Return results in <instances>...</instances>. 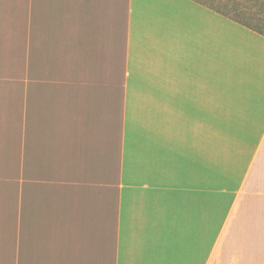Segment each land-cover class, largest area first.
Segmentation results:
<instances>
[{"label":"crops","instance_id":"obj_1","mask_svg":"<svg viewBox=\"0 0 264 264\" xmlns=\"http://www.w3.org/2000/svg\"><path fill=\"white\" fill-rule=\"evenodd\" d=\"M0 264H264V37L196 0H0Z\"/></svg>","mask_w":264,"mask_h":264},{"label":"trees","instance_id":"obj_2","mask_svg":"<svg viewBox=\"0 0 264 264\" xmlns=\"http://www.w3.org/2000/svg\"><path fill=\"white\" fill-rule=\"evenodd\" d=\"M196 1L264 37V0H225L229 2L222 6L203 0ZM252 7L260 9L259 12H252Z\"/></svg>","mask_w":264,"mask_h":264},{"label":"rangeland","instance_id":"obj_3","mask_svg":"<svg viewBox=\"0 0 264 264\" xmlns=\"http://www.w3.org/2000/svg\"><path fill=\"white\" fill-rule=\"evenodd\" d=\"M206 3H214L217 6H222L227 4L229 1L225 0H203ZM219 1V2H218ZM231 5V3H229ZM252 12H259L260 9L257 7H252ZM228 24L219 19V28L226 27ZM229 38V39H228ZM226 39L222 35H219V42H227L231 45L227 46L226 49L222 50L221 56L226 59V62H238L241 63L243 60L248 58L247 52L255 46L253 41L244 34H236ZM235 41V43L233 42ZM223 73L222 70L219 71V74Z\"/></svg>","mask_w":264,"mask_h":264}]
</instances>
